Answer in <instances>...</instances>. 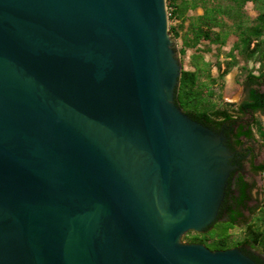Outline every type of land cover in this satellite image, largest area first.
I'll list each match as a JSON object with an SVG mask.
<instances>
[{"label": "water", "instance_id": "1", "mask_svg": "<svg viewBox=\"0 0 264 264\" xmlns=\"http://www.w3.org/2000/svg\"><path fill=\"white\" fill-rule=\"evenodd\" d=\"M182 70L166 0H0V264H256L182 242L235 169Z\"/></svg>", "mask_w": 264, "mask_h": 264}, {"label": "trees", "instance_id": "2", "mask_svg": "<svg viewBox=\"0 0 264 264\" xmlns=\"http://www.w3.org/2000/svg\"><path fill=\"white\" fill-rule=\"evenodd\" d=\"M169 21V33L175 40L181 41L178 50L182 66L180 85L175 92V104L192 120L209 127L215 133L222 128L226 134H232V128L247 113L264 115V0H166ZM252 5L255 17H250L246 7ZM192 12L193 14H189ZM230 49L224 62L213 65L206 56L211 46L219 50L230 41ZM186 59L187 62H186ZM222 64L224 68L222 69ZM218 74H212V68ZM237 69L246 98L241 103H229L222 100V91L226 86V77ZM221 92L217 95L215 89ZM218 102L213 101L215 96ZM227 127H230L229 130ZM247 128V132L244 129ZM256 137L264 145V124L253 118L249 126L241 125L237 129L236 145L242 143L241 137ZM264 171V163L259 167ZM236 186H250L240 178ZM239 196L228 190L225 209L230 214L227 220H217L232 228L240 223L242 216L239 208L246 206L249 198L244 190ZM258 216L250 222H244L242 240L233 242V248L244 250L246 247L259 250L264 254V197ZM215 222V223H216ZM221 222V223H220ZM214 225V224H213ZM203 233L188 232L184 241L190 244H202L212 251L227 250L230 233H221L215 237Z\"/></svg>", "mask_w": 264, "mask_h": 264}, {"label": "flooded vegetation", "instance_id": "3", "mask_svg": "<svg viewBox=\"0 0 264 264\" xmlns=\"http://www.w3.org/2000/svg\"><path fill=\"white\" fill-rule=\"evenodd\" d=\"M246 98V94H245ZM245 98L241 101L243 102ZM240 102V103H241ZM255 114L247 113L241 118L240 121H237L234 125V132L232 134H226L225 129L222 128L218 131V134H223L225 137V144L232 153V158L230 159V164L235 166V169L229 174V177L226 181V186L224 189V196L219 206L217 220H227L230 218V214L227 209H225V201L228 198V190H233L236 196H239L240 190H244L248 199L246 201V206H241L239 210L242 213V216L239 218L240 223L248 221L249 215L253 214L254 211H259L262 199L264 197L262 191V180L261 172L259 170L260 165L263 163L258 160L255 155L254 146L258 144V139L256 137L242 136L240 145H236L237 129L239 126H249L253 120ZM230 127H227L229 130ZM244 132H247V128L244 129ZM242 178L243 181L247 182L250 186H236V182ZM230 199V197L228 198ZM188 234V233H187ZM186 235V234H185ZM184 235V236H185ZM182 237V239L184 238ZM183 242V240H182ZM186 243V242H183ZM190 244V243H187ZM245 256L249 257L256 264H264V254L250 247H246L244 250H240Z\"/></svg>", "mask_w": 264, "mask_h": 264}, {"label": "rangeland", "instance_id": "4", "mask_svg": "<svg viewBox=\"0 0 264 264\" xmlns=\"http://www.w3.org/2000/svg\"><path fill=\"white\" fill-rule=\"evenodd\" d=\"M246 10H247V12H248L250 17H255V12L253 11L251 4L247 5ZM189 14H193V13L190 12ZM171 24H173V23L169 21V26ZM232 40L233 39L231 38V41L226 46L222 47L220 50L216 46H211L212 51H211L210 54H208L206 56V59L211 61L213 65L217 64V62H219V61L221 63L224 62L225 59H226L224 53L229 51L230 45H231L230 43L232 42ZM175 46H176L177 53H178V50H179V48L181 46V41L180 40H175ZM179 58H180V56H179ZM187 60L188 59H186V62H187ZM221 67L223 69L224 65L222 64ZM183 68L184 69H188V66H187L186 63L184 64ZM238 72L239 71L237 69H234L226 77V86H225L224 91H222V100L224 102L240 103L242 101V99H243L244 87H243V84H241V80L242 79L239 78L240 75H238ZM212 74L214 76H216L218 74L217 68L215 66L212 68ZM215 91H216L217 95L221 92L217 88L215 89ZM217 95L213 98V101H215V102H218V100H219V97ZM253 118L260 119L263 122V124H264V115H261V114L258 113V114H255L253 116ZM259 142L260 143H258V145L264 151V145L262 144L261 141H259ZM258 214H259L258 211H254V213L249 217L247 222H250L251 220L255 219L258 216ZM245 225H246L245 223L244 224H238L237 227L232 228V227H230V226H228V225H226L224 223H221V224L215 223L212 226V228L209 229L208 234L210 236L215 237L216 235H218L219 232H221V233H226V232L230 233L233 238L232 239H228L227 243H228V246L229 247L231 246L230 248H232L233 247V242H238V241L242 240V233L241 232L244 231ZM185 236H189V234H186ZM182 240H183V242H186V241H184V239H182Z\"/></svg>", "mask_w": 264, "mask_h": 264}, {"label": "built area", "instance_id": "5", "mask_svg": "<svg viewBox=\"0 0 264 264\" xmlns=\"http://www.w3.org/2000/svg\"><path fill=\"white\" fill-rule=\"evenodd\" d=\"M261 180H262V191L264 194V171L261 172Z\"/></svg>", "mask_w": 264, "mask_h": 264}, {"label": "crops", "instance_id": "6", "mask_svg": "<svg viewBox=\"0 0 264 264\" xmlns=\"http://www.w3.org/2000/svg\"><path fill=\"white\" fill-rule=\"evenodd\" d=\"M256 114H258V113H256ZM259 114H261V113H259ZM262 115V114H261ZM258 143H260L259 141H258Z\"/></svg>", "mask_w": 264, "mask_h": 264}]
</instances>
